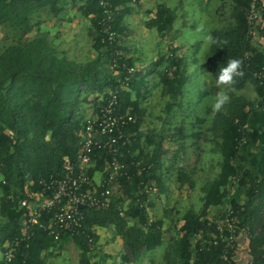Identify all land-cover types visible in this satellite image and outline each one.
Returning a JSON list of instances; mask_svg holds the SVG:
<instances>
[{"label": "trees", "instance_id": "obj_1", "mask_svg": "<svg viewBox=\"0 0 264 264\" xmlns=\"http://www.w3.org/2000/svg\"><path fill=\"white\" fill-rule=\"evenodd\" d=\"M131 1L139 0L110 1L112 21L108 24L115 37L109 42L102 33L105 14L96 0H0V28L10 39L0 49V264H46L54 244L69 241L78 249V264H90L91 245L99 239L94 228H112L121 245L118 264H138L152 254L164 244L163 221L150 219L146 198L151 181L163 186L159 172L162 155L168 153L162 147L167 135L177 148L168 169L178 151L184 156L186 140L193 138L212 143L211 151L219 155V172L202 187L200 209H188L174 220L176 236L166 244L164 264H235L233 250L225 259V243L215 232L216 221L224 218L227 207L237 219V234L247 235L251 264H264V83L253 77V71L264 66V29L259 33L262 52H254L245 62L244 52H251L245 19L250 0H230L233 22L210 32L216 42H209L202 65L196 64L199 44L194 45L190 60L179 54L180 46L158 50L144 61L140 57L144 52L136 47L137 57L132 58L133 46L130 50L126 44L131 39L125 38L133 34L124 32L121 23L132 12L127 7ZM68 10L79 11L90 23L89 49L80 59L60 49L58 34L48 36L49 30L40 28L51 20L60 26L69 20ZM145 13L153 14L146 26L155 28L158 35L172 32L176 10L157 3ZM232 58L241 61L240 74L223 84L227 91L222 95L227 99L217 110L212 106L218 94L213 99L205 92L199 74L202 70L218 85L216 73ZM246 83L254 90L252 100L239 93ZM150 85L159 87L164 99L161 112L169 121L167 126L147 131L142 143L139 131L147 109L141 100L149 94ZM114 92L115 111L133 118L119 157L129 179H120V189L108 209L82 208L83 234L70 237L60 232L55 242L38 225L24 234L27 210L20 202L32 200L42 190L39 180L61 175L64 158L73 159L77 151L87 110L91 108L95 116ZM165 117L158 116V120L163 123ZM188 126L198 129L187 133ZM106 159V152H97L89 176L102 173ZM175 177L180 188L193 184L184 167L177 168ZM126 201L121 216L117 206ZM214 209L220 211L212 214ZM40 223L46 224L47 217ZM15 240L19 243L12 257L3 259L6 245ZM102 258L101 262L108 255Z\"/></svg>", "mask_w": 264, "mask_h": 264}, {"label": "rangeland", "instance_id": "obj_2", "mask_svg": "<svg viewBox=\"0 0 264 264\" xmlns=\"http://www.w3.org/2000/svg\"><path fill=\"white\" fill-rule=\"evenodd\" d=\"M157 3H164L166 6L176 10L177 19L173 24L172 32L166 36L160 35V38L156 39L157 42L155 46L148 40L137 41L136 43L128 41V43H126L130 50L133 45H136L144 52L140 56L143 61L150 56H154L156 51L166 50L171 46H180L181 50L179 54L190 60L195 50L194 45L199 44L196 64L202 65V56L206 53L209 45V42L205 40V36L212 30L225 28L233 22L230 11V0H139L138 2L131 1L128 3V7H133L132 12L129 13L128 19L136 32L138 31L137 28L142 29V21L148 23L149 19H153V14H147L144 11L156 8ZM66 19L69 20L63 21L60 26L55 25V20H51V22L45 21L40 28L42 30H49L48 36L53 37L58 34L59 38L56 39V42L60 43V49L65 50V54L69 56L74 55L75 58L80 59L83 57L84 53L88 52L90 45V29L89 27L81 26V22L88 25V20L80 16L77 10H68ZM145 29L147 28L145 27ZM9 41L8 34L4 29L0 28V49L3 44L9 43ZM141 51H139V55ZM90 53L94 55V52L91 50ZM130 56L132 58L137 57V52H131ZM137 63L141 65L139 62ZM137 63L135 64L136 66ZM200 76L202 77L201 84L203 89L213 99H215L214 97H216L217 94H222L227 91L225 86L210 82L209 78L204 76L202 70L199 74V77ZM239 93L244 94L246 98L250 100L255 98L254 90L249 83H246L245 87ZM225 99H227V97H225ZM163 100L159 87H152L150 85L149 94L146 98L141 100V105L147 109L144 124L139 131V135L143 139L142 141L140 140L142 143L146 140L147 131L154 127H160L162 124L167 126L166 120L169 121L168 117H165L161 112ZM92 114L93 110L91 108L88 109L87 116H92ZM158 116L165 117V122L161 123L158 120ZM175 119L177 121L179 116L173 118L172 122ZM191 128H193V130H190ZM197 129L198 126H188L185 131L190 133ZM171 141L172 138L169 135L164 139L162 138V147L168 152L166 156L162 155L161 158L162 168L159 174L161 175L163 186H157L154 181H151L152 190L148 192L146 198V202L149 203L148 214L150 219L152 221H163L161 231L164 244L157 247L152 254L143 257L138 264H164L163 252L166 244L176 236V230L172 227L174 220L179 218L188 209H193L195 211L200 209L202 187L209 180L216 177L219 172V155L211 151L213 147L212 143L193 138H188V140H186L187 148L184 156L178 151L177 159H175L176 161L168 169L170 159L174 156L175 149H177ZM150 148L151 147H148L147 149L150 150ZM180 166L184 167L185 170L190 173L193 181L191 186L178 187L175 176L176 170ZM127 204L128 202L126 201L123 205L124 208H126ZM224 208L225 206L223 209ZM219 211L220 209H214L211 213L217 214ZM98 231H102L101 234L95 232L100 241H96L94 245H91L89 263L118 264L121 245L119 240L113 235L112 228H106L105 230L98 228ZM110 238L113 239L110 240ZM51 253L52 255L49 256L46 264H78V249L72 241L64 244L63 248H60L58 244H54V247L51 248ZM104 254L109 255V257L101 262ZM96 261L98 263H95Z\"/></svg>", "mask_w": 264, "mask_h": 264}, {"label": "built area", "instance_id": "obj_3", "mask_svg": "<svg viewBox=\"0 0 264 264\" xmlns=\"http://www.w3.org/2000/svg\"><path fill=\"white\" fill-rule=\"evenodd\" d=\"M96 1L105 14L101 21L102 33L106 36L105 39L111 42L115 37L108 24L112 21L111 0ZM245 19L251 52H244L243 60L248 62L252 54L262 52L263 42L259 33L264 29V0H250ZM253 77L263 85L264 66L253 71ZM117 103V93L114 92L98 114L85 119L79 134L77 151L73 159L64 158L61 175L39 180L38 185L42 190L34 194L32 200L23 199L20 202L27 210V219L22 223L24 234H27L34 225H38L55 242L59 240L60 232H65L70 237L78 236L84 233L82 208L106 210L111 206L120 189V179L130 177L126 172V165L119 161V157L121 148L126 145L128 139L127 126L133 123V118L119 115L115 111ZM99 151L106 152L109 159H106L104 170L99 173L100 179L97 181L93 175L89 176L88 171L94 166V158ZM136 165L139 166V163ZM122 206L121 204L117 206L121 216L124 213ZM229 210V207L225 209L224 218H218L215 225L218 240L225 243L224 257L227 259L229 251L233 250L235 264H251L245 244L247 235L241 232L237 234V219L230 216ZM44 216L47 217L46 224L40 223ZM31 235L32 233L27 239ZM18 243L19 240H15L12 245H6L8 249L2 254L3 259L9 260L12 257Z\"/></svg>", "mask_w": 264, "mask_h": 264}, {"label": "crops", "instance_id": "obj_4", "mask_svg": "<svg viewBox=\"0 0 264 264\" xmlns=\"http://www.w3.org/2000/svg\"><path fill=\"white\" fill-rule=\"evenodd\" d=\"M134 2V1H133ZM127 7H128V5H127ZM132 7V6H131ZM132 10H133V7H132ZM145 12V11H144ZM138 13H139V11H138ZM140 14V13H139ZM152 15V14H151ZM128 16H129V13L128 14H126V16H124L123 17V19H122V25H124L123 26V28H122V30L124 29V32H126V33H130L132 36H130V37H126L125 38V40H127V39H131V42H133V43H136L137 41H146V40H148V41H151V43L155 46L156 45V42H157V38H160V35H158L157 34V31H156V29L155 28H151V27H148V26H146V21H142L141 22V24H142V29H139V28H137V32L134 30V28L132 27V24L130 23V21H129V19H128ZM154 16H152V18H153ZM85 19H87L88 20V18H85ZM81 26L82 27H89V20H88V25H86L85 23H82L81 22ZM145 27L147 28V29H145ZM136 34V35H135ZM141 34V35H140ZM162 35V34H161ZM148 36V37H147ZM156 36H158V37H156ZM128 41V40H127ZM130 42V41H129ZM137 46L135 45V47H134V45H133V51H135V48H136ZM153 57V56H152ZM151 57V58H152ZM93 178L95 179V180H99L100 179V174H98V173H94L93 174ZM102 229V228H101ZM102 230H105V229H102ZM93 231H94V233L96 232L97 234H101L102 233V231H98V228H94L93 229ZM95 233V234H96ZM98 241H100V239H98ZM67 242H65L64 244H66ZM64 244H61V245H58L60 248H63V246H64ZM54 247V246H53ZM49 255L51 256L52 255V253H51V250H49ZM108 257H109V255H108Z\"/></svg>", "mask_w": 264, "mask_h": 264}, {"label": "clouds", "instance_id": "obj_5", "mask_svg": "<svg viewBox=\"0 0 264 264\" xmlns=\"http://www.w3.org/2000/svg\"><path fill=\"white\" fill-rule=\"evenodd\" d=\"M207 42L215 43V38L209 33L205 36ZM241 61L238 58L229 59L225 65L219 68L216 73V82L218 85L229 84L233 81V77L240 74ZM225 97L222 94H218L215 103L213 104L214 109H219L224 103Z\"/></svg>", "mask_w": 264, "mask_h": 264}, {"label": "water", "instance_id": "obj_6", "mask_svg": "<svg viewBox=\"0 0 264 264\" xmlns=\"http://www.w3.org/2000/svg\"><path fill=\"white\" fill-rule=\"evenodd\" d=\"M82 208V207H81Z\"/></svg>", "mask_w": 264, "mask_h": 264}]
</instances>
